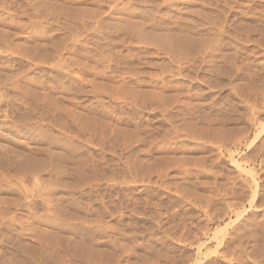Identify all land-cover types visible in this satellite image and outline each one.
I'll return each instance as SVG.
<instances>
[{"label":"rangeland","instance_id":"obj_1","mask_svg":"<svg viewBox=\"0 0 264 264\" xmlns=\"http://www.w3.org/2000/svg\"><path fill=\"white\" fill-rule=\"evenodd\" d=\"M0 264H264V0H0Z\"/></svg>","mask_w":264,"mask_h":264}]
</instances>
